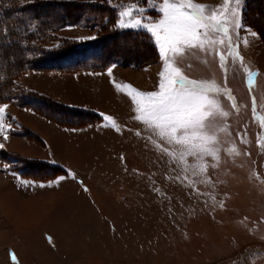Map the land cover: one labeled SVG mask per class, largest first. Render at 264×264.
<instances>
[{"label": "rangeland", "instance_id": "obj_1", "mask_svg": "<svg viewBox=\"0 0 264 264\" xmlns=\"http://www.w3.org/2000/svg\"><path fill=\"white\" fill-rule=\"evenodd\" d=\"M139 1L121 0L144 8L135 15L159 19V0H142L143 5ZM194 2L207 5L210 14L220 11L224 0ZM248 9L245 0L240 17L244 27L229 29L232 50L223 33H213L223 43L215 45L212 54L193 50L178 64L189 78L220 89L211 94L220 112L228 113L218 114L215 120L219 160L189 155L186 145L162 138L158 130L135 120L128 89L107 86L104 80L75 82L68 78V83L59 85L63 80L58 78L54 82L55 78L47 76L24 75L39 70L22 74L21 82L26 85L18 77L21 88H40L49 95L37 93L61 104L95 107L99 112L68 105L95 111L100 118L89 116L78 124L66 123L31 107L0 103L7 105L0 120V144L4 145L0 149V264H264V40L248 25L264 23V0L252 1L246 21ZM46 10L37 12L45 15L50 12ZM15 13L22 22L24 14ZM72 26L61 27L54 34L83 41L98 31ZM149 39L153 42L150 35ZM58 44L57 39L40 43L48 49ZM114 44L124 61H139L148 54L126 38L108 41L105 50ZM150 50L153 56L140 62V67L112 64L120 66L118 74L140 91H155L162 70L157 48V56ZM221 54L225 56L223 66ZM248 71L255 73L251 84ZM105 116L112 121H105ZM26 124L38 129L55 150ZM47 152L69 169L44 160ZM24 158L58 165L64 171L25 169ZM5 163L11 171L4 170ZM69 171L75 180L66 177L59 185L24 192L12 174L47 184Z\"/></svg>", "mask_w": 264, "mask_h": 264}, {"label": "snow or ice", "instance_id": "obj_2", "mask_svg": "<svg viewBox=\"0 0 264 264\" xmlns=\"http://www.w3.org/2000/svg\"><path fill=\"white\" fill-rule=\"evenodd\" d=\"M35 2L36 0H20V3L27 4ZM106 2L111 4L112 0ZM244 2L245 0H224L220 11H212L209 14L207 5L196 3L194 0H159L158 20L154 17L135 15L136 12H144V8L138 7L135 3L117 5L118 18L113 27L121 30L143 29L149 34L162 61V70L158 73L159 82L155 91H140L129 84L115 86L121 91L129 90L126 94L134 105L135 120L158 130L162 138L167 137L178 144L186 145L189 155H203L219 160L218 150L215 148L218 142L215 135V120L218 114L227 116L228 113L220 112L219 104L211 95L220 91L216 85L189 78L178 64L183 62L184 55L193 50L212 54L215 45L223 43L222 39L219 41L214 39L213 33H223L229 40V49L232 50L229 29L233 25L237 30L244 27L240 22ZM146 19H151L152 22H145ZM35 24L36 20L33 19V28ZM69 27L73 26L69 25ZM252 35L255 36L256 33L253 32ZM96 38L89 36L86 39ZM219 59L223 66L225 56L221 54ZM112 67L108 68L109 75L112 73ZM254 75L255 73L251 71L247 72L249 84L252 83ZM229 99H231L230 95ZM6 108L7 105L0 104V120L6 115ZM104 119L112 121L111 116H105ZM108 126L109 124L106 123L105 127ZM110 126L116 128L115 123ZM8 130L11 131L10 126ZM3 147L4 145L0 144V149ZM4 170L11 171L10 165L5 163ZM12 174L20 180L18 187L24 190L59 185L66 177L76 179L75 174L69 171L47 184L42 182L37 184L34 181L21 179L18 173L12 172Z\"/></svg>", "mask_w": 264, "mask_h": 264}, {"label": "trees", "instance_id": "obj_3", "mask_svg": "<svg viewBox=\"0 0 264 264\" xmlns=\"http://www.w3.org/2000/svg\"><path fill=\"white\" fill-rule=\"evenodd\" d=\"M252 1L246 0V7L249 8L244 14L246 21L250 14ZM138 3L144 4L142 0ZM119 4L125 5L126 3L121 0L111 4H108L106 0L93 2L36 0L35 3L27 4L20 3V0H0V77H2L0 78V103L12 102L17 106L31 107L39 114L51 119H59L61 122L66 121V123L76 122L75 124H78L89 116L100 118L95 111L61 104L36 91L23 86L21 88L16 80L27 70L96 71L112 64L140 67L142 65L140 62L153 56L150 48L155 53L154 55L157 54L156 48L149 39V34L143 30H121L113 27L117 19L119 10L117 5ZM44 9H47L46 12H50L45 15L37 12V10L43 11ZM15 12L24 14L22 22ZM25 14H30V16L26 18ZM31 14L34 15L31 16ZM46 15L51 18L43 19L42 17H46ZM57 15L60 18H57ZM33 19L36 20L34 28L32 27ZM69 25L98 28L95 35L97 38L79 41L56 37L54 31ZM248 25L264 40V23L257 24L256 27ZM121 38L128 39V42L135 47L140 45L142 50L148 52L146 57L140 56L139 61L135 59H125L127 61H124L118 55L121 54L120 49L115 44L111 49L105 50L108 41L112 42ZM45 39H57L59 44L56 48L48 49L40 45ZM147 40L150 48L144 44ZM115 48L119 52H115ZM22 134L24 135L23 132ZM32 162V160L24 158V168L46 167L45 169L52 171L57 170L55 172L64 171L58 165L43 161Z\"/></svg>", "mask_w": 264, "mask_h": 264}, {"label": "crops", "instance_id": "obj_4", "mask_svg": "<svg viewBox=\"0 0 264 264\" xmlns=\"http://www.w3.org/2000/svg\"><path fill=\"white\" fill-rule=\"evenodd\" d=\"M113 66V65H112ZM111 66V67H112ZM120 66H117L115 65V67H112V73L111 75L108 74V68L103 70V71H88V70H84V71H58V70H48V71H27L24 75L28 76L31 74V76L33 77H43L45 78V76L49 77V78H55V81L54 82H57L56 78H58L59 80H63L62 82L58 81L59 82V85L60 84H63L64 83H68L66 82L65 79H68V78H71L73 79L75 82H80V80H88V79H91V80H94V81H105V83L107 84V86H115L116 83H119V82H123L125 84H130L132 87H133V84L134 82H132L131 80L129 79H126L124 77H122L120 74H118V68ZM22 75L21 77L19 78V82L22 83V84H25L26 83L24 82H21V79H22ZM65 80V81H64ZM38 81H40V78H38ZM43 81V79H42ZM42 87H44V84L45 83H42L40 82ZM70 83V82H69ZM76 85V84H75ZM29 86V85H28ZM48 86L50 87V85L48 84ZM55 85L53 84V89L55 88L54 87ZM27 87V86H26ZM41 87V88H42ZM31 90H34V91H38L40 93H44V94H47L49 95L45 90H42L40 88H37V87H34V86H29L27 87ZM68 105H72V106H77V107H84V108H90V109H93L95 111H97V109L95 107H91L87 104H84V105H78V104H73V103H66ZM99 112V111H97ZM21 123H24L22 120H20ZM24 125V124H23ZM27 125V124H26ZM29 126V125H27ZM31 129H33L34 131H37L41 136L44 137V135H42V133L32 127V126H29ZM65 131V130H64ZM74 134H77V132H74L73 130H71ZM78 135V134H77ZM45 140L47 141V143H49V147L50 145L52 146V148L54 147L52 145V143L50 142V140L46 137H44ZM55 150V148H53ZM51 151V149H50ZM15 153H18L17 151H15ZM20 154V153H18ZM23 154V153H22ZM21 155V154H20ZM54 157H52L48 152H47V157L44 158V160L46 161H49L50 163H57V164H60L62 166H64L65 168L69 169V167H67V165H64V163H61V162H57L56 160L52 159ZM29 191V190H28ZM21 192H24V189L21 188Z\"/></svg>", "mask_w": 264, "mask_h": 264}]
</instances>
